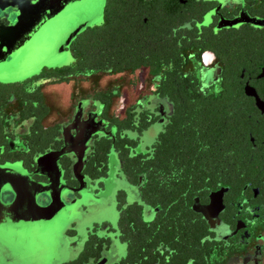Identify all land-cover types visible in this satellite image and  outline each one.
I'll list each match as a JSON object with an SVG mask.
<instances>
[{"label": "flooded vegetation", "instance_id": "af4514ba", "mask_svg": "<svg viewBox=\"0 0 264 264\" xmlns=\"http://www.w3.org/2000/svg\"><path fill=\"white\" fill-rule=\"evenodd\" d=\"M100 2L91 0L87 25L57 55L30 60L0 78V264H45L65 220L61 210L82 195L71 177L75 156H61L71 190L64 196L49 190L51 179L38 172L39 161L64 147L65 128L71 126L67 133L76 138V122L85 125L98 110L94 120L104 122L106 135L91 136L81 175L99 195L114 153L117 175L140 190L141 201L125 205L126 194L119 192L114 220L83 227L69 222L63 233L76 255L61 264H97L108 254L113 258L105 264H190L189 211L204 228V264H264V0H103L99 13ZM1 12L14 22L12 10ZM98 42L103 52L94 56ZM98 55L101 69L94 68ZM225 83L246 115L243 131L234 126L229 133V153L215 157L212 178L190 187L184 167L170 164L157 173L162 134L167 131V152L176 156V139L187 135L173 131L179 128L176 100L219 96ZM162 99L171 113L146 143ZM147 162L149 172L141 167ZM177 179L182 188L175 197ZM163 183L165 203L157 199ZM216 195L220 207L206 219L197 208L209 207ZM144 206L156 209L151 221L143 219ZM80 212L90 208L81 205ZM118 244L125 254L114 261Z\"/></svg>", "mask_w": 264, "mask_h": 264}, {"label": "rangeland", "instance_id": "374dc122", "mask_svg": "<svg viewBox=\"0 0 264 264\" xmlns=\"http://www.w3.org/2000/svg\"><path fill=\"white\" fill-rule=\"evenodd\" d=\"M17 4L19 8L15 7L14 18L17 14L22 13L20 19L15 27V35L20 33L18 36L15 46L18 50H15V54L18 55L13 61L3 64L4 67H19L30 62V60L47 57L49 54L59 53L62 45L68 44L74 39V32L85 24V16L87 10L90 9L91 0H19ZM99 13L101 12V4L103 0H100ZM21 3V5H20ZM1 6V5H0ZM2 7V6H1ZM56 9L54 11V9ZM52 8V9H51ZM5 10L11 11V8H5ZM0 13H2L0 11ZM8 13V12H7ZM27 13V14H26ZM3 14V13H2ZM97 14V13H96ZM1 15V14H0ZM3 19L0 17V20ZM9 25L12 24L9 18L6 20ZM16 22V19L15 21ZM13 25V24H12ZM72 29V30H71ZM84 28L82 27L81 31ZM2 28H0V31ZM79 31H76L78 34ZM2 36H7V32L1 33ZM9 43L4 41V46L7 47ZM10 52V51H8ZM63 56V52L60 53V57ZM63 59V58H62ZM40 64V63H39ZM8 75V74H5ZM11 75V74H10ZM14 75V74H12ZM98 75V74H97ZM94 91L98 89V80L93 77ZM160 105V119L151 126L150 133L146 137V143L154 138L155 135L163 130L165 125V116L169 115L172 110V105L167 99L159 100ZM99 114V110L95 113L94 117H90L85 125H78L74 128L77 131L76 138H72L68 135V131L71 130V126L65 128L63 133V139L65 141L64 147L59 152H52L46 160L39 161L38 172L45 174L51 179V186L48 187L50 191H56V195L59 194L67 195L71 193V190L67 187V184L63 181V164L61 156L73 157L75 160L72 165L71 177L79 182L80 186L78 192L82 195V199L79 201L72 202L71 208H68L72 213H66L68 209L61 210L62 216L64 215L65 220L60 224L59 228L56 229V245L51 249L44 259L45 264H61L72 260L75 257V251L70 250L67 247V241L64 236L66 226L71 221H77L79 226L83 227L95 221H101L104 218L115 219V208L119 202V192L126 194L125 205L132 204L134 202L141 201V193L137 187L132 186L126 177L121 173L117 175L120 170V161L114 153L109 156V178L105 181V189L99 195L94 196L93 187L88 182V178L81 175L85 156L89 152L88 143L93 134L106 135V128L102 125L104 122H95L96 115ZM114 132H110L112 136ZM40 188H43L41 185ZM45 186V189H48ZM219 197L217 195L213 198L212 204L209 207H199L198 211L204 213V218L208 219L213 212L218 211ZM86 205L90 208L88 214H82L80 212V206ZM55 206V204H54ZM57 212L59 208L57 207ZM115 213V212H114ZM156 213V209L144 206L143 219L148 222L151 221ZM61 216V217H62ZM115 259L119 260L125 254V247L118 244L115 245ZM113 258L112 254H108L104 260L97 264H105L111 262ZM43 261V260H42Z\"/></svg>", "mask_w": 264, "mask_h": 264}, {"label": "trees", "instance_id": "16d2710c", "mask_svg": "<svg viewBox=\"0 0 264 264\" xmlns=\"http://www.w3.org/2000/svg\"><path fill=\"white\" fill-rule=\"evenodd\" d=\"M96 36V35H95ZM94 36V37H95ZM97 37V36H96ZM81 37V39H83ZM103 52L100 42L94 44L93 53ZM84 59L86 51L80 52ZM98 55L96 60H101ZM96 61V62H95ZM85 64V62H84ZM99 62L94 64V68L99 66ZM83 65V64H82ZM101 69V67H98ZM97 68V69H98ZM125 67L114 66V70H120ZM237 101V104H234ZM176 112L174 115V124L179 125L176 130L186 132V138L179 137L175 145L177 156L170 151L167 152V131L162 134L160 154L156 161L157 173L165 174L167 167L172 164L178 169L184 167L187 172L186 182L190 184L197 181H204L207 178H212L213 173L217 171V160L215 157L222 155L223 152L229 153L230 147V131L234 126L243 131L245 108L244 103L239 100V97L232 95L231 88L228 83L223 85V89L219 96H199L194 98H185L176 100ZM240 104V105H239ZM240 107V108H239ZM235 108L237 110H235ZM236 119V120H233ZM240 126V127H239ZM184 150L186 153H184ZM183 151V152H182ZM171 162V163H170ZM149 162L142 164V169L150 171ZM143 166L145 168H143ZM210 174V176H209ZM165 179L163 178V181ZM184 180V179H183ZM182 180L177 179V186H172L173 196L181 193ZM168 188L165 183L159 187L157 199L165 203L167 198ZM188 193L191 194L190 190ZM190 196V195H189ZM189 211L188 216V242H189V257L190 264H204L202 259V249L199 247L200 238L204 233V228L199 224L196 218Z\"/></svg>", "mask_w": 264, "mask_h": 264}, {"label": "water", "instance_id": "95a60500", "mask_svg": "<svg viewBox=\"0 0 264 264\" xmlns=\"http://www.w3.org/2000/svg\"><path fill=\"white\" fill-rule=\"evenodd\" d=\"M19 2H20L19 0H0V5L2 6V7L0 6V11L5 10V8H11L12 10L11 13L14 14V11H16L14 10V8L15 7L19 8V5H17ZM55 10L56 9H54V11ZM21 14L23 15V12L17 14L16 18H14V21L16 19V22H13L12 23L13 25L12 24L9 25V23H7L8 21L6 20L8 19V15H3L2 16L3 19L0 20V28H2L0 32L1 33L7 32L8 34L7 36L0 35V78L4 76H11L14 72V69L17 68V67L13 68L14 66L7 68L2 65L7 56L12 57V55H14L15 53V50H18V47L15 46V43H16L17 37L22 36V35H19L21 32L15 35L14 29L18 25L17 22H19L20 19L23 20V18L21 17ZM23 16H26V15H23ZM86 25H87V22L85 21V24L83 26L82 25L79 26V28L76 31L77 32L80 31L82 27L84 28ZM76 31L74 32L75 35H76ZM4 41H7L9 43L7 47H3ZM5 74H8V75H5Z\"/></svg>", "mask_w": 264, "mask_h": 264}]
</instances>
